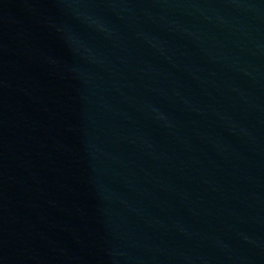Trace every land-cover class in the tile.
I'll return each mask as SVG.
<instances>
[{
    "label": "water",
    "instance_id": "obj_1",
    "mask_svg": "<svg viewBox=\"0 0 264 264\" xmlns=\"http://www.w3.org/2000/svg\"><path fill=\"white\" fill-rule=\"evenodd\" d=\"M0 264H264V0H0Z\"/></svg>",
    "mask_w": 264,
    "mask_h": 264
}]
</instances>
